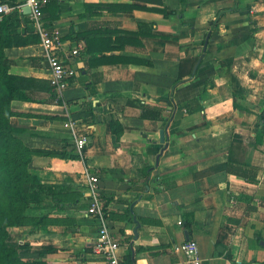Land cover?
<instances>
[{
  "label": "crops",
  "instance_id": "0c3cea01",
  "mask_svg": "<svg viewBox=\"0 0 264 264\" xmlns=\"http://www.w3.org/2000/svg\"><path fill=\"white\" fill-rule=\"evenodd\" d=\"M197 1L50 0L44 17L62 40L57 55L77 71L55 97L41 42L6 50L11 73L36 86L12 104L20 139L38 151L32 173L84 195L53 214L60 223L32 235L9 230L23 258L108 264L93 253L92 174L123 263L179 262L175 248L195 240L201 264H264V0ZM26 6L17 0L15 12L26 15ZM187 61L192 74L180 80ZM144 108L163 110V119L142 118ZM108 116L123 127L119 139ZM66 219L75 230H65Z\"/></svg>",
  "mask_w": 264,
  "mask_h": 264
},
{
  "label": "trees",
  "instance_id": "16d2710c",
  "mask_svg": "<svg viewBox=\"0 0 264 264\" xmlns=\"http://www.w3.org/2000/svg\"><path fill=\"white\" fill-rule=\"evenodd\" d=\"M17 0H0V3H9L13 11L8 14H0V264H50L43 258L26 259L20 252L10 246L9 230L14 227L26 229L28 235L39 227H46L62 220L54 217L55 212H62L69 206H75L84 197L78 189L71 186H60L42 183L32 173V155L34 151L26 147L20 139L21 130L12 122L16 115L12 104L14 101L24 98V92L35 86L33 79H24L11 73V62L6 55V50L36 44L41 42L40 34L32 30L24 33L18 32L20 25L32 23L29 15H20L15 12ZM214 1L224 0H198L196 4L202 5ZM50 0H46L49 4ZM53 2V1H52ZM55 2V1H54ZM238 3L239 0H236ZM43 27L53 32L50 25L45 23L43 8ZM59 11L57 10L56 13ZM221 13L218 14L212 27L219 24ZM53 17H58L53 15ZM33 24V23H32ZM180 67V80L192 74L194 61H187ZM75 78V77H74ZM70 79L69 83L73 81ZM51 84V83H50ZM52 86L48 90L52 96L57 91ZM91 115H95L92 105ZM164 111L161 109L144 108L142 118L163 119ZM261 125L258 131L260 137L264 136V116L260 117ZM105 122L116 138L123 133L122 125L112 116H108ZM40 152V151H39ZM61 158L77 159L79 156L66 153H56ZM89 198V197H88ZM102 200V198H101ZM103 201V200H102ZM103 206V203H102ZM104 212L105 206H103ZM69 224L66 231L75 230V221L63 220ZM22 249L27 245L21 244Z\"/></svg>",
  "mask_w": 264,
  "mask_h": 264
},
{
  "label": "built area",
  "instance_id": "2783aa9c",
  "mask_svg": "<svg viewBox=\"0 0 264 264\" xmlns=\"http://www.w3.org/2000/svg\"><path fill=\"white\" fill-rule=\"evenodd\" d=\"M26 5L31 9L30 20L41 36V45L45 52V58L52 73L51 86L58 95L68 87L70 79L77 76V71L64 60L60 59L57 51L62 47V40L57 32H48L43 27V8L46 0H26ZM13 11L9 3H0V14H8ZM82 45L72 51L73 55L79 53ZM89 142L88 137H80L77 140V150L83 152ZM88 189L90 207L88 214L94 216L100 222L98 236L93 248V253L104 258L108 264H125L119 257V242L114 238L109 222L105 215L101 195L99 193V178L96 175H88ZM175 251L183 255V260L172 264H201L202 259L199 245L195 240L185 242L175 248Z\"/></svg>",
  "mask_w": 264,
  "mask_h": 264
},
{
  "label": "water",
  "instance_id": "95a60500",
  "mask_svg": "<svg viewBox=\"0 0 264 264\" xmlns=\"http://www.w3.org/2000/svg\"><path fill=\"white\" fill-rule=\"evenodd\" d=\"M23 11H24V13L26 15H29L31 13V9H30V7L28 5L23 9ZM165 141H166V130H161V132H160V142L162 144H165V148H166L167 147V144L165 143ZM162 152H164V150ZM139 227L140 226L138 225V227L134 231V234H135V237L136 238L138 237V228Z\"/></svg>",
  "mask_w": 264,
  "mask_h": 264
}]
</instances>
